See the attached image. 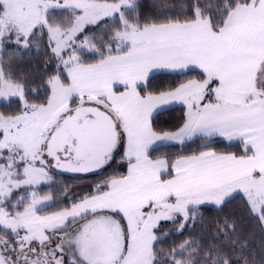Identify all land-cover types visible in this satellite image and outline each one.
<instances>
[{"label":"snow or ice","instance_id":"1","mask_svg":"<svg viewBox=\"0 0 264 264\" xmlns=\"http://www.w3.org/2000/svg\"><path fill=\"white\" fill-rule=\"evenodd\" d=\"M139 9L0 0V264H256L230 219L222 246L157 245L237 196L264 229V0ZM41 46L54 70L30 87L2 53ZM173 106L179 124L161 129ZM63 174L97 179L57 195Z\"/></svg>","mask_w":264,"mask_h":264},{"label":"trees","instance_id":"2","mask_svg":"<svg viewBox=\"0 0 264 264\" xmlns=\"http://www.w3.org/2000/svg\"><path fill=\"white\" fill-rule=\"evenodd\" d=\"M159 2L160 0H139V11L142 13V16H153L156 12L155 4ZM182 2L183 0H163L164 4L174 7L177 11ZM2 55H4L5 59L11 57L14 60V70L33 82L30 84V87L39 85L42 78H46L47 75H50L52 70H54V65L48 63L43 46H41L39 50L33 48L25 50L23 53L15 52V54L14 49L9 47ZM46 68H48L49 71L46 72ZM173 108L174 110L165 112L156 121L161 129H174L179 124L182 111L178 106H174ZM199 143V140L189 142L184 146L183 151L186 153L197 151V145ZM215 147L217 150L221 151H236L235 147L229 148L224 143L217 144ZM180 151V146L163 148L160 152L156 153V155H159L161 152H169L175 155ZM118 170H120L119 157H117L112 168L108 169V174ZM95 179L97 178L91 176L88 178H80L73 174L57 175V184L53 191L56 192L57 195H62L58 190L66 185L69 190V195L78 194L81 191H86V186L92 184ZM48 190L49 189L45 187L43 191ZM41 194H43V192ZM226 219L236 222L238 225V232L245 236V244L248 249L245 255L254 257L256 264H261V257L264 255V229H262L261 225L256 220L249 217L242 200L238 196L220 207L214 205L202 207L195 218L194 225L193 223H189L188 227L183 231V235L177 231L179 229V224H168L163 231L169 235L167 238L162 236L163 243L158 244L157 248L167 252L169 248L178 246L185 240H195L197 243L203 242L205 246L209 243L222 246V241H213L212 237L218 235L216 231L217 225L221 224Z\"/></svg>","mask_w":264,"mask_h":264},{"label":"crops","instance_id":"3","mask_svg":"<svg viewBox=\"0 0 264 264\" xmlns=\"http://www.w3.org/2000/svg\"><path fill=\"white\" fill-rule=\"evenodd\" d=\"M174 107V106H173Z\"/></svg>","mask_w":264,"mask_h":264}]
</instances>
